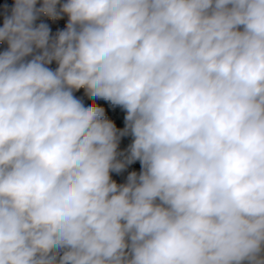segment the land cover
Listing matches in <instances>:
<instances>
[{
  "label": "clouds",
  "instance_id": "9594fccd",
  "mask_svg": "<svg viewBox=\"0 0 264 264\" xmlns=\"http://www.w3.org/2000/svg\"><path fill=\"white\" fill-rule=\"evenodd\" d=\"M37 5L0 27V264H264V0Z\"/></svg>",
  "mask_w": 264,
  "mask_h": 264
},
{
  "label": "trees",
  "instance_id": "16d2710c",
  "mask_svg": "<svg viewBox=\"0 0 264 264\" xmlns=\"http://www.w3.org/2000/svg\"><path fill=\"white\" fill-rule=\"evenodd\" d=\"M13 0H0V27L3 26V20H4V6L7 5L9 8L12 6ZM39 6V0H38V5ZM41 21L47 23L49 25V27L51 28L52 33L54 34L57 30H61L65 27L66 22H67V17H64L63 19L57 20V21H51L48 20L46 18H41L40 20H37L36 23H40ZM6 48V44H4L3 42H0V52H2L4 49ZM50 67H55V64L53 63V65H51ZM76 95L82 96L83 95V90H81L80 92L76 93ZM118 111L123 112L121 109L116 108L114 109V112H112L111 114V118L118 124L123 125L124 126V115L122 117H117L115 115L118 113ZM124 139L128 144L131 143V137H124L122 138ZM140 167H135V166H128L127 169L120 173V174H116V173H112V178L114 180L117 181V183H123L128 175L129 172L131 171H137L139 172Z\"/></svg>",
  "mask_w": 264,
  "mask_h": 264
},
{
  "label": "built area",
  "instance_id": "2783aa9c",
  "mask_svg": "<svg viewBox=\"0 0 264 264\" xmlns=\"http://www.w3.org/2000/svg\"><path fill=\"white\" fill-rule=\"evenodd\" d=\"M88 103H90V102H88ZM106 107H107V105H105ZM112 112H114V109H111V108H109L108 109V116H109V118L110 119H112L111 118V114H112ZM113 120V119H112ZM116 123V122H115ZM117 124V127H119V128H122V126L120 125V124H118V123H116ZM127 147H125L123 144H120V150H124V149H126ZM131 165H133V166H135V167H140V163H139V161H136L135 163H133V164H131Z\"/></svg>",
  "mask_w": 264,
  "mask_h": 264
},
{
  "label": "rangeland",
  "instance_id": "374dc122",
  "mask_svg": "<svg viewBox=\"0 0 264 264\" xmlns=\"http://www.w3.org/2000/svg\"><path fill=\"white\" fill-rule=\"evenodd\" d=\"M125 113L124 112H121V111H118V113L116 114V112H115V115L117 116V117H122L123 115H124ZM114 121V120H113ZM115 122V121H114ZM122 127H123V125H121ZM120 144H123L125 147H127L129 144L124 140V139H122L121 140V143ZM130 166H133V165H130Z\"/></svg>",
  "mask_w": 264,
  "mask_h": 264
}]
</instances>
